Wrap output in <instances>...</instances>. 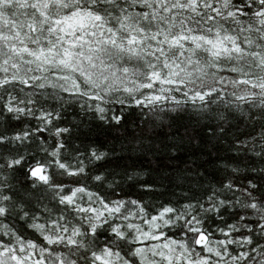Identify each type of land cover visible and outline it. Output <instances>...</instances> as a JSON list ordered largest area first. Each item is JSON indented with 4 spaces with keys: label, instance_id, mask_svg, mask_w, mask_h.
Here are the masks:
<instances>
[{
    "label": "snow or ice",
    "instance_id": "snow-or-ice-1",
    "mask_svg": "<svg viewBox=\"0 0 264 264\" xmlns=\"http://www.w3.org/2000/svg\"><path fill=\"white\" fill-rule=\"evenodd\" d=\"M0 264H264V0H0Z\"/></svg>",
    "mask_w": 264,
    "mask_h": 264
}]
</instances>
